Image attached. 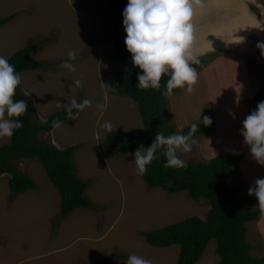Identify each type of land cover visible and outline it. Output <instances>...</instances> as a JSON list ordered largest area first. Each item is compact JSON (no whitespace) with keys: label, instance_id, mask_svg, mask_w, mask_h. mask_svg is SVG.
Instances as JSON below:
<instances>
[{"label":"rangeland","instance_id":"374dc122","mask_svg":"<svg viewBox=\"0 0 264 264\" xmlns=\"http://www.w3.org/2000/svg\"><path fill=\"white\" fill-rule=\"evenodd\" d=\"M9 15L14 19L0 28V55L7 59L31 44L36 45L32 59L40 63H62L68 51L76 52L74 72L61 64L24 71L19 73V87L33 112V125L66 109L58 108L57 101L65 106L73 98L93 101L75 119L68 118L52 131L35 136L40 143L74 148V173L89 181L85 197L93 208L74 209L61 217L58 190L41 163L36 158L14 163L35 188L9 200L10 175L0 174V264H103L113 253L119 255L113 264H126L131 255L151 259L153 264H176L178 245L152 247L141 234L190 217L204 219L210 205L207 200H192L187 192L147 187L136 173L133 153L122 154L105 144L109 131L100 126L105 121L112 123L111 131L142 127L131 98L109 92L105 96L108 77L122 67L113 53V21L107 0H0V19ZM252 29L236 31V38L223 47L213 44L215 47L205 50L194 45L203 66L196 69L199 75L193 92L178 89L172 97L166 96V114L175 134L199 122V117L212 120L209 133L198 137L193 150L180 157L207 163L220 154L240 153L234 174L226 181L248 189L264 178V165L251 157L240 135L247 107L264 86V52L257 47L258 34ZM76 79L82 81V87L73 86ZM96 104H103L105 110L98 111ZM9 142L10 138H0V147ZM245 165H250L247 172ZM255 210L260 217L247 223V242L253 247L251 255L261 258L264 209L257 205ZM215 248L216 242L211 240L197 264H218Z\"/></svg>","mask_w":264,"mask_h":264},{"label":"trees","instance_id":"16d2710c","mask_svg":"<svg viewBox=\"0 0 264 264\" xmlns=\"http://www.w3.org/2000/svg\"><path fill=\"white\" fill-rule=\"evenodd\" d=\"M112 13L113 53L122 67L113 72L107 80L108 91L115 97L131 98L138 108L142 127L133 131H110L105 144L122 154L134 153L140 144L150 146L158 131L165 135L175 134L166 114V96L161 93L167 76L161 78V89L143 90L137 87L139 68L134 67L131 55L127 52L124 40L125 31L122 12L127 0H107ZM13 15L0 19V28L10 23ZM45 41H41V44ZM36 45L19 50L9 63L16 72L34 70L45 66L60 65L61 62L46 64L32 59ZM203 66V60L193 65L196 69ZM178 89H174L175 93ZM14 100H23L20 87L15 90ZM264 100V86L260 88L253 101L247 107L248 114L255 110L257 104ZM76 114V110H73ZM18 119L23 127L13 131L10 142L0 147V174H9V200L15 195L34 189L35 184L24 174L13 167L22 159L36 158L45 170L50 182L57 188L60 196V216H68L74 209H92V203L85 197L89 181L79 179L74 173L72 162L73 147L60 149L50 143L35 140L37 133L52 131L53 121L63 122L68 119L66 109L50 115L44 123L32 124L33 112L28 105V112ZM34 120V119H33ZM198 123V122H197ZM211 124L202 123L194 138L209 133ZM189 126L179 134H187ZM158 159L153 160L142 176L149 188L162 189L168 193L187 192L194 201L207 200L209 210L204 219L190 217L181 222L169 224L163 228L145 231L141 235L146 243L156 248L179 246L176 264H197L202 258L208 243L215 240V252L218 264H264V257L251 255L253 247L247 242V223L256 221L260 213L255 210L258 205L255 197L248 195L245 185H231L226 179L234 174L233 166L241 159V154L232 152L220 154L207 163L188 162L186 169L166 168L165 157L158 152ZM119 255L113 253L103 264H113Z\"/></svg>","mask_w":264,"mask_h":264},{"label":"clouds","instance_id":"9594fccd","mask_svg":"<svg viewBox=\"0 0 264 264\" xmlns=\"http://www.w3.org/2000/svg\"><path fill=\"white\" fill-rule=\"evenodd\" d=\"M202 7V0H127L122 12L126 34L124 45L131 55L133 66L140 70L137 75L139 89L158 91L161 89L162 76H167L162 95L172 97L174 89H183L188 94L193 92L199 75L193 65L199 64L200 59L194 48L195 29L192 17L194 9ZM257 47L264 50V42H259ZM66 55L67 59L62 61L61 67L74 72L76 52L70 50ZM20 83L21 77L14 65L0 55V138H10L14 130L23 127V121L18 118L28 112V104L25 100L13 99ZM73 86L82 87V81L76 79ZM106 87L105 96L108 91H114L110 86ZM92 105L93 101L90 99L77 102L73 98L67 106L57 101L58 108H66L69 119H75L73 110L78 113ZM96 108L100 112L105 110L103 104H96ZM60 123L59 120H54L53 127H59ZM201 123L208 126L212 120L204 116L201 121L199 117V122L191 124L187 134L165 135L164 131H158L150 146L145 148L140 144L133 153L137 175L143 176L146 173L147 166L159 158L158 152L165 157L164 167L186 169L188 163L180 154L193 150V145L197 143L194 134ZM100 126L106 131L112 130L110 121H105ZM240 135L249 147L251 157L258 164L264 165V100L243 120ZM248 195L255 197L257 204L264 209V178L257 179L249 187ZM126 264L153 262L151 259L131 255Z\"/></svg>","mask_w":264,"mask_h":264},{"label":"crops","instance_id":"0c3cea01","mask_svg":"<svg viewBox=\"0 0 264 264\" xmlns=\"http://www.w3.org/2000/svg\"><path fill=\"white\" fill-rule=\"evenodd\" d=\"M202 3L203 7L195 8L192 17L195 46L223 47L236 38V31H253L252 28L259 42H264V0H202ZM249 35L258 42L254 33Z\"/></svg>","mask_w":264,"mask_h":264},{"label":"bare ground","instance_id":"6f19581e","mask_svg":"<svg viewBox=\"0 0 264 264\" xmlns=\"http://www.w3.org/2000/svg\"><path fill=\"white\" fill-rule=\"evenodd\" d=\"M222 59H223V58H222ZM251 92H252V90H251ZM249 93H250V92H249ZM250 94H251V93H250ZM179 104H180V103H179ZM179 104H177V105H179ZM180 106H182V105H180ZM182 107H184V106H182ZM187 110H188V109H187ZM191 116H192V115H191ZM188 118H189V117H188ZM192 118H193V117H192ZM189 119H190V118H189ZM241 121H242V120H241ZM242 122H243V121H242ZM240 125H242V123H240ZM247 158H248V157H247ZM251 161H253V160H251ZM249 162H250V161H248V162H246V163L244 162L243 165H244V164L247 165V164H249ZM250 164H251V163H250ZM252 164H253V163H252ZM246 165L244 166V168H245V171L247 172L248 169H249L248 166L250 167V165H248V166H246ZM253 169H254V167H253ZM250 179H251L252 182H253L252 174H251V177L249 178V180H250ZM251 180H250V182H251ZM254 180H256L255 177H254ZM252 184H253V183H252ZM263 213H264V212H263ZM263 221H264V219H263ZM263 221H262V222H263ZM262 224H264V222H263Z\"/></svg>","mask_w":264,"mask_h":264}]
</instances>
